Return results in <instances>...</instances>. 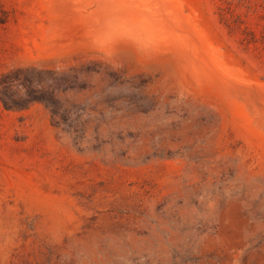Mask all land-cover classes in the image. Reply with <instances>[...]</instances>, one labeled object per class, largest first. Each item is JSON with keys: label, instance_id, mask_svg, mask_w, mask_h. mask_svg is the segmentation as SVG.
<instances>
[{"label": "rangeland", "instance_id": "1", "mask_svg": "<svg viewBox=\"0 0 264 264\" xmlns=\"http://www.w3.org/2000/svg\"><path fill=\"white\" fill-rule=\"evenodd\" d=\"M0 264H264V0H0Z\"/></svg>", "mask_w": 264, "mask_h": 264}]
</instances>
